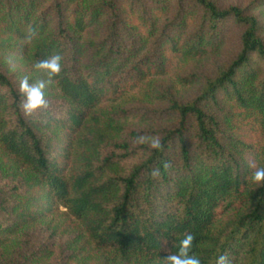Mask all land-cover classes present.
<instances>
[{
    "label": "trees",
    "instance_id": "16d2710c",
    "mask_svg": "<svg viewBox=\"0 0 264 264\" xmlns=\"http://www.w3.org/2000/svg\"><path fill=\"white\" fill-rule=\"evenodd\" d=\"M262 5L0 0V36L11 39L0 41V54L27 59L30 82L43 78L36 61L63 57L48 87L61 101L25 116L19 80L0 56V150L28 170L14 188H0V247L20 225L62 205L85 225L105 264H165L186 232L201 264L225 253L232 264H264V184L252 183L248 168L250 160L264 166V23L249 12ZM29 26L36 34L25 43ZM235 27L243 31L231 63L189 99L170 89L156 94L166 107L140 116L156 120L162 149L117 141L127 126L116 113L129 111L120 103L149 93L153 78L180 62L220 52ZM176 79L188 85L195 76Z\"/></svg>",
    "mask_w": 264,
    "mask_h": 264
},
{
    "label": "rangeland",
    "instance_id": "374dc122",
    "mask_svg": "<svg viewBox=\"0 0 264 264\" xmlns=\"http://www.w3.org/2000/svg\"><path fill=\"white\" fill-rule=\"evenodd\" d=\"M222 7L238 5L246 7L253 0H218ZM256 14L264 23V5L252 7L249 11ZM243 29L231 28L226 37V42L220 52L206 58L186 60L180 62L173 70L164 76L153 78L149 93L139 91L132 98L120 103L123 110H129L128 116L123 117L122 111H117L118 122L127 126V131L116 138L118 142H128L134 146L139 145L137 138H133L130 129L143 130L145 136H155L153 129L155 119L141 121L142 114L150 109L164 108L166 103L160 101L156 94H161L170 89L172 93L182 99L193 97L207 76H212L216 71L231 63L240 50V35ZM10 41L5 35L0 36V41ZM2 64L5 70L19 80L29 66L28 60L19 54L1 53ZM15 65V71L10 70L8 60ZM194 75L191 84L182 85L176 79L181 76ZM18 81V83H19ZM147 89V88H146ZM51 90V89H49ZM46 99L49 104L61 101L60 98L48 93ZM51 92V91H50ZM105 108V107H104ZM94 117L90 124L95 123ZM28 175L27 168L11 155L0 150V188L9 190L15 187L20 179ZM17 213V211L15 212ZM244 245L239 251V261L244 255ZM103 252L97 249L88 236L85 225L73 217L67 209L60 205L55 207L52 214L29 224H22L8 239V242L0 247V264H105ZM139 264V263H131ZM157 264V263H153Z\"/></svg>",
    "mask_w": 264,
    "mask_h": 264
},
{
    "label": "clouds",
    "instance_id": "9594fccd",
    "mask_svg": "<svg viewBox=\"0 0 264 264\" xmlns=\"http://www.w3.org/2000/svg\"><path fill=\"white\" fill-rule=\"evenodd\" d=\"M36 34V30L29 26L27 35L25 37V43H31L33 37ZM63 57L60 54H54L46 59L36 61L33 64L34 69L41 73L43 78L36 79L30 82V77L24 75L19 81V93L21 95L20 109L25 116H31L33 113L47 109L49 107V101L46 99V90L54 83V77L58 76L62 71ZM10 70L15 71V65L8 60ZM137 143H147L152 149H162L163 144L158 136H145L141 135L137 137ZM248 168L250 172L249 179L252 183L261 185L264 184V166L258 167L255 161H248ZM159 169H153V177L159 176ZM195 237L192 233H185L179 243V251L176 253L169 252V254L163 258L165 264H201V260L198 256L191 253L193 241ZM215 264H232L228 254L219 255Z\"/></svg>",
    "mask_w": 264,
    "mask_h": 264
}]
</instances>
